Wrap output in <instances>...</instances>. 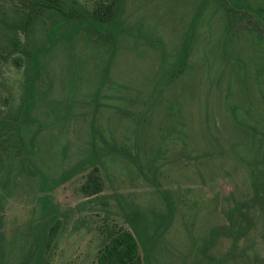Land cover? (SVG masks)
Listing matches in <instances>:
<instances>
[{"label":"rangeland","instance_id":"obj_1","mask_svg":"<svg viewBox=\"0 0 264 264\" xmlns=\"http://www.w3.org/2000/svg\"><path fill=\"white\" fill-rule=\"evenodd\" d=\"M23 1L0 0V20L17 19ZM241 1L260 15H233L222 0L208 2L182 68L202 0H126L116 45L83 32L52 46L47 19L30 36V47L46 52L32 119L22 123L33 77L16 66L22 54H12L0 32V148L19 125L33 156L24 168L20 158L6 170L8 181L0 178L5 264L20 262L25 234L44 214L42 196H51L64 222L49 264H98L107 231L129 229L120 201L165 212L162 192L174 217L151 264H206L201 247L213 229L228 227L231 214L246 226L237 206L251 227L237 247L219 236L210 254L225 264H264V0ZM80 2L92 9L108 1ZM107 141L133 159L111 153ZM73 168L72 178L56 184ZM95 168L103 192L87 198L81 189ZM44 178L52 183L47 192Z\"/></svg>","mask_w":264,"mask_h":264},{"label":"trees","instance_id":"obj_2","mask_svg":"<svg viewBox=\"0 0 264 264\" xmlns=\"http://www.w3.org/2000/svg\"><path fill=\"white\" fill-rule=\"evenodd\" d=\"M106 1L108 2H99L94 8L89 9L80 0H24V9L19 13L20 16L17 19L11 22L6 19L0 20V32L3 34V39L7 40V45L12 54H22L15 62L16 66L19 68L27 66V76L33 77L26 81L24 101L20 106L19 123L24 122V118L32 119L31 113L37 99V84L43 72L41 56L45 54L46 50L35 51L30 47V36L34 29L47 19L51 20L48 35L52 46L64 40L75 39L83 32L106 35L116 45L124 31L122 17L126 0ZM209 1L202 0L195 13L179 59L178 67L180 68L185 64L192 36ZM222 2L229 7L233 15H235L234 12L241 11L245 15L252 16H258L261 13L259 9L252 10L246 7L241 0H222ZM22 33L26 38L25 41L21 40L20 34ZM13 132L14 137L11 140L3 141L0 148V176L2 175L0 178L4 181L9 180L6 170L10 172L18 159L21 158L16 164L23 168L26 163L33 160L30 147L27 146L28 143L19 125H13ZM33 145H35L34 139L31 142V147ZM106 149L130 161L133 159L128 151L111 142L107 141ZM93 153L94 158L91 160V164L95 165L99 156L96 151ZM26 155H29L28 160L25 159ZM32 164L36 171L40 172V169L34 163ZM97 171L95 168L82 186L81 190L87 198L98 197L103 192V181ZM3 172L6 173L4 176ZM76 173V168L63 173L56 184L67 181ZM254 188L258 196L260 184L255 183ZM50 189H52V183L44 178L41 181V190L47 192ZM162 196L166 203L165 212H146L134 205L126 206L120 201L125 211L129 229L113 228L107 231L98 264H151L159 241L170 228L174 217V203L171 197L166 192H162ZM38 202L44 214L29 226L25 234L26 246L18 264H49L52 239L64 225L58 207L52 204L51 196H42L38 198ZM104 205H107V201L104 202ZM235 212L241 215L246 226L242 224L241 220L234 219V215L231 214L229 216L231 223L228 227L213 229L210 237L201 247V254L205 258L206 264H225L223 260H218L210 254V250L219 236L231 238L233 246L237 247L240 239L246 235L251 227L252 221L248 214L242 211L241 206H237ZM141 251L143 256L140 254ZM4 259L5 249L2 239H0V264H5Z\"/></svg>","mask_w":264,"mask_h":264}]
</instances>
